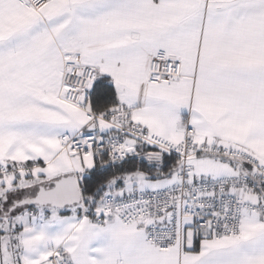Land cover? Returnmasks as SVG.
<instances>
[{
  "label": "snow or ice",
  "instance_id": "obj_1",
  "mask_svg": "<svg viewBox=\"0 0 264 264\" xmlns=\"http://www.w3.org/2000/svg\"><path fill=\"white\" fill-rule=\"evenodd\" d=\"M0 264H264V0H0Z\"/></svg>",
  "mask_w": 264,
  "mask_h": 264
}]
</instances>
